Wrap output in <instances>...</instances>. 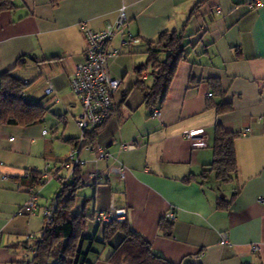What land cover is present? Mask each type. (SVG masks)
<instances>
[{
    "label": "crops",
    "instance_id": "0c3cea01",
    "mask_svg": "<svg viewBox=\"0 0 264 264\" xmlns=\"http://www.w3.org/2000/svg\"><path fill=\"white\" fill-rule=\"evenodd\" d=\"M200 1L15 0L14 9L0 14V77L12 69L31 83L27 99L48 108L42 122L0 126V264L33 259V245L44 223L42 208L50 202L41 204L39 199L35 214L22 211L33 182L25 176L31 167L29 157L43 153L42 168L51 171L50 178L56 169L68 174L61 169L67 155L52 157L48 145L60 138L73 148L80 136L77 118L82 108L70 83L85 60L87 41L80 24L101 30L116 21L123 6L128 28L141 42L124 44V34L117 32L111 43L121 52L109 59V71L122 78L123 85L98 139L113 157L97 160L96 152L81 150L84 187L91 188V195L79 190L75 210L92 216L113 205L124 213L130 228L172 264H264V2L252 9L253 0H204L192 13ZM166 29L183 34L187 46L155 115L157 108L148 107L134 87L135 68L147 63L148 42ZM20 57L23 64H17ZM126 61L133 62L132 71L127 66L118 71ZM143 78L152 84L151 65ZM50 84L54 92L47 95ZM225 103L230 108L219 114V105ZM51 114L60 136L44 126ZM219 123L240 133L238 171L229 182L217 179L214 172L201 176L214 159ZM199 127L204 128L205 146L187 137ZM124 143L134 147L123 149ZM120 164L126 168L124 179L108 173L109 167ZM92 172H98L99 181L91 178ZM186 177L191 180L184 181ZM223 199L227 208L218 206ZM170 211L176 219L171 221V234H166L163 226L168 225ZM222 232H227L229 243H221ZM103 234V227L90 219L83 244L87 263L79 264H118L109 260L114 246L102 242Z\"/></svg>",
    "mask_w": 264,
    "mask_h": 264
},
{
    "label": "trees",
    "instance_id": "16d2710c",
    "mask_svg": "<svg viewBox=\"0 0 264 264\" xmlns=\"http://www.w3.org/2000/svg\"><path fill=\"white\" fill-rule=\"evenodd\" d=\"M59 1L51 0L53 4ZM203 1L196 4L192 13L196 12ZM15 7V0H0V14ZM185 39L186 37L177 30L166 29L159 33L157 40L148 42L147 63L135 68L138 77L134 83V87L139 90L143 102L148 107L158 109L162 104L175 75L177 64L182 59L187 46ZM162 54L165 55L164 59L160 57ZM24 61L20 57L17 64H23ZM148 65L152 67L151 85H148L143 78ZM30 85V82L14 74L12 69L1 74L0 126L2 124L30 125L44 120L48 108L44 103L31 102L27 99L26 90ZM229 108L230 105L226 103L219 105L218 113L222 114ZM110 118L86 134L87 143L83 145V148L99 142V134ZM239 136L240 133L227 131L222 124H217L213 143L214 159L201 173L203 178L211 172H214L216 178L223 182H229L235 177L238 171L236 139ZM78 139L79 137L73 141V147L77 145ZM36 171L38 170H34L29 176L33 182L38 181L39 175ZM189 180L191 177L184 179L186 182ZM85 185L83 166H77L71 180L63 186L60 195L57 196L58 210L54 222L46 229L42 237L36 239L33 245L36 251L33 259L22 264H32V262L35 264H79L81 260L87 263L86 253L83 250L84 241L87 239L84 233L93 215L89 216L84 210H75L78 191ZM218 206L227 208L229 203L225 199L219 200ZM165 223H168L163 226L165 233L171 234V221L165 218ZM96 224L102 228L101 225ZM103 233L102 242L114 246V251L109 257L110 261L118 264H172L156 254L145 237L130 228L127 219L122 222L115 219L106 224L105 227L103 226Z\"/></svg>",
    "mask_w": 264,
    "mask_h": 264
},
{
    "label": "built area",
    "instance_id": "2783aa9c",
    "mask_svg": "<svg viewBox=\"0 0 264 264\" xmlns=\"http://www.w3.org/2000/svg\"><path fill=\"white\" fill-rule=\"evenodd\" d=\"M264 0H253L250 3V7L253 9L260 5ZM217 11L221 12V7H217ZM129 19L125 7L123 6L119 15L114 22H107L105 27L101 30H93L82 22L80 27L85 34L87 46L85 49V60L79 63L76 67L74 75L71 77V87L76 94L78 101L82 107V112L77 118V125L80 129V136L78 143L72 148L70 154H68L61 163V169L68 171L67 175H62L59 169H56V173L53 175L61 182V189L55 198L43 206V227L40 233V237L43 236L46 229L54 222L56 213L58 210L57 196L60 195L63 186L68 183L74 172L75 167L83 166L84 161L80 157V152L83 149V145L87 143L86 134L103 124L113 114L115 105L117 103L116 97L119 93L123 79L113 77L109 71V59L111 57L119 55L121 52L118 48H111V43L117 34L121 32L124 34V44L128 43H140L141 38L136 37L128 28ZM47 95H51L54 92V87L50 84L46 90ZM212 93H209L211 96ZM159 109L154 110V114L158 115ZM249 132V129L245 130V134ZM48 130L43 129V135H47ZM204 128L199 127L187 132V137L196 142L198 146H205L206 141L203 137ZM134 144L124 143L122 148H132ZM90 151L97 153V160L110 159L112 153L109 152L106 147L97 142L96 145L87 146ZM31 170L25 172V176L31 175ZM51 171L46 169L41 171L38 177V181L33 182L27 187L28 199L23 205L22 211L28 214H35L40 209V183L44 182L49 176ZM110 175H117L121 179L125 178L126 168L123 165L111 166L108 169ZM90 176L95 181L99 180L98 172L90 173ZM125 218L124 213H120L113 205L108 210L97 209L93 212L94 222L105 226L107 223L114 221L115 219ZM166 218L170 221L176 219V214L173 211L167 213ZM29 239L33 238L31 235ZM221 243H229V237L227 232L221 233ZM258 245L253 246V250L257 251ZM34 249V254H35ZM31 261V260H29ZM32 264H35L32 262ZM128 264V263H124Z\"/></svg>",
    "mask_w": 264,
    "mask_h": 264
},
{
    "label": "rangeland",
    "instance_id": "374dc122",
    "mask_svg": "<svg viewBox=\"0 0 264 264\" xmlns=\"http://www.w3.org/2000/svg\"><path fill=\"white\" fill-rule=\"evenodd\" d=\"M130 59H127V61H129ZM124 62L122 65H118V68L117 70L118 71H122L123 70V67L124 66H127L131 71L133 69L132 65H133V62L129 63V62ZM117 78H120V77H117ZM130 78V77H128ZM128 80V79H127ZM30 101V100H29ZM82 108V107H81ZM80 112V111H79ZM81 114V113H80ZM56 117L54 115H49L47 119H45L46 121L43 122L45 125V128H47L50 132H55L53 133L54 136L56 133H58V135L56 136H60V131L58 132L56 129H55V126H56V123L52 120V119H55ZM60 124V123H59ZM61 128V127H60ZM77 129L75 128H71V131L74 132L76 131ZM77 132V131H76ZM37 138L36 141L39 139V140H43L42 137H35ZM44 141L41 143L42 145V150H43V147H44ZM38 147H41L38 145ZM38 150H40V148H38ZM72 150V147L70 146V144L67 142V141H63L61 140L60 138L57 139L55 138L53 140V142H51L49 145H48V153L52 156V157H65L66 155L70 154ZM50 157V158H52ZM49 158V157H48ZM29 161H30V166L29 169L33 172V170H38V171H43V165L45 164V156H43V153H33L30 157H29ZM3 165V163H0V166ZM38 171H36L37 175H41ZM61 172V171H60ZM2 177V173H0V179ZM42 187V188H41ZM41 190H40V203L41 204H44L46 203V200L47 199H53L60 191L61 189V182L56 178V177H48L47 178V181H45L41 186H40ZM80 190H82V193H85V195L89 196V194L91 195V188L88 186V187H83L81 188ZM80 194V193H78ZM78 202V201H77ZM78 206V205H77ZM87 211L90 212L91 209L90 207L87 208ZM39 220H41V218L39 217L38 218ZM116 220H119L120 222L124 221L125 218H121V219H116ZM108 224V223H107ZM106 226V225H105ZM104 226V227H105ZM93 227V225H91L87 231V233H90V229ZM94 235V233H93Z\"/></svg>",
    "mask_w": 264,
    "mask_h": 264
}]
</instances>
